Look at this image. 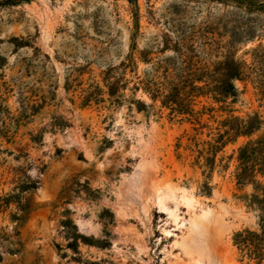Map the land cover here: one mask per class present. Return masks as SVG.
<instances>
[{
  "label": "rangeland",
  "instance_id": "374dc122",
  "mask_svg": "<svg viewBox=\"0 0 264 264\" xmlns=\"http://www.w3.org/2000/svg\"><path fill=\"white\" fill-rule=\"evenodd\" d=\"M2 1L0 264H264V0Z\"/></svg>",
  "mask_w": 264,
  "mask_h": 264
},
{
  "label": "trees",
  "instance_id": "16d2710c",
  "mask_svg": "<svg viewBox=\"0 0 264 264\" xmlns=\"http://www.w3.org/2000/svg\"><path fill=\"white\" fill-rule=\"evenodd\" d=\"M30 0H3L2 3L17 4ZM129 2L136 0H127ZM234 70V69H232ZM238 72L230 77H236ZM230 79V80H231ZM228 87L233 92L234 88L231 81L227 82ZM1 111V110H0ZM248 133L252 130L250 125L239 127ZM2 132V131H0ZM238 179L251 181L254 184V192L252 194L253 203L258 207L259 214V231H244L235 235V245L245 256L252 259L264 258V137L258 141L249 142L239 150L238 157ZM259 176L261 180H256ZM34 188V185L30 186Z\"/></svg>",
  "mask_w": 264,
  "mask_h": 264
},
{
  "label": "bare ground",
  "instance_id": "6f19581e",
  "mask_svg": "<svg viewBox=\"0 0 264 264\" xmlns=\"http://www.w3.org/2000/svg\"><path fill=\"white\" fill-rule=\"evenodd\" d=\"M154 204L156 205L158 210L165 212L168 218H170L174 222L176 221V210L174 208H170V206L168 205L167 198L165 196L157 195L156 198L154 199ZM193 223L196 227L203 230L204 219H197Z\"/></svg>",
  "mask_w": 264,
  "mask_h": 264
}]
</instances>
